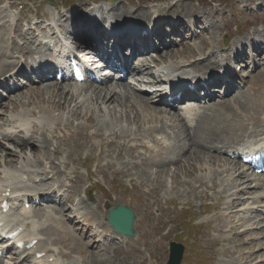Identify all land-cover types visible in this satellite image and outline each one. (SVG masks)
<instances>
[{
	"label": "bare ground",
	"instance_id": "obj_1",
	"mask_svg": "<svg viewBox=\"0 0 264 264\" xmlns=\"http://www.w3.org/2000/svg\"><path fill=\"white\" fill-rule=\"evenodd\" d=\"M127 1L130 5H132L137 10H138L139 5H142V9L140 11H135L133 13V15L140 17V18H143V19H146L147 17H149L150 14L155 15V13L159 9L170 11V12L172 11L173 14H171V15H177V14L186 15L190 21L187 26H182V25L180 26L179 23L181 24L184 22L177 21L173 24V26L171 28V34L181 35L183 32H189L190 33V34H188L189 35L188 37L183 38V41H181V43L184 42V44L186 42H187V44H189V42L195 38V34H196L195 29L199 26H202L203 30L204 29L206 30L207 26L209 24L213 23L217 29L218 26L212 20L218 19L220 17V14L223 11V10L218 9L219 6H215L216 8H211V9H218L220 11L219 17L214 18V19L209 18L210 19L209 23L201 24V20L203 17H198V15H196L194 11H190L184 7L179 8L176 6V8H173L175 6L176 2L171 3L170 7H168L171 0H161V1H165V4H166L165 6L164 5H156L157 1H160V0H127ZM2 2H4V0H0V41L3 39L4 42L2 45H0V78L2 77L1 75L6 76L8 72L13 70L17 66V61H16L15 66L14 65L11 66L12 62H14L13 61L14 58L12 56V53L14 52L13 46L15 44L16 36L25 34V31H23L20 28L15 29V28H11L8 26L7 22L10 21L11 19H10L9 15L3 10V6L1 5ZM12 4H15V2H13ZM201 4L205 5L206 7H210L209 2H206V3L201 2ZM261 5H262L261 3H257V6H261ZM100 6L104 9V8H108V7H111L114 5H113V3L108 4V1L104 0L103 2H100ZM171 6H172V8H171ZM245 6L247 7V5H245ZM122 9L123 10H122L121 14H127L126 8L124 6H122ZM91 10H93V13H91L92 17H90V19H91V21H94V19H93V18H95L94 9H91ZM49 11H51V10H49ZM110 11H112V9H110ZM48 17H49V20H47V21H50V20L54 21L55 19H57V20L63 19V15L54 14V13H49ZM67 17L70 20L71 24L74 25V27L72 29H69V32L71 33V35L74 36L75 38H77L79 41L81 39L83 40L84 32L81 29L83 26V20H82V17L80 15H78L77 9L74 8V9H72L71 12L68 11ZM117 18H121V16H118ZM40 19H41V21L44 20L43 17H41ZM152 19H154V18L152 17ZM257 22H259V21L252 22V24L255 25ZM31 24L34 25L35 27H37L38 29L41 28V25H39V24L38 25H36L34 23H31ZM248 25L249 24L242 26L241 30L238 32V34H239L238 38L236 39V41L233 42V46H235V48L231 49V53L229 52L230 55L226 56V51L230 49V46L218 44V47H222V50H225L223 52L222 59L224 61H226V63H227L226 67H225V71L232 78L231 81L225 83L224 87H225L226 91L228 92V95L233 96L236 94L237 98H238L239 94H243L245 91L240 90L239 92L234 93L235 92V90H234L235 77L232 75V71H231L230 67H233L232 66L233 62L236 61L238 58H244L242 61L245 62V65L248 64L249 56L247 54H245V52H244L245 45L242 41V38L246 37L249 33ZM90 26H91V30L93 31V35H91V37H93V36L97 37L99 34V31L102 30L101 26L97 25V23L90 25ZM214 30L215 29H213V30L210 29L208 31V35H211V33ZM161 31H162L161 28H158L155 30V34L157 36H160ZM33 32H36V30H33ZM254 33L259 34L260 31L254 27ZM42 34L47 35L45 33H42ZM226 34L230 35L233 33L228 29ZM260 34L262 36H264V29H263V32ZM192 35H194L193 38H191ZM252 35H253V32H251L250 36L248 37V44L251 46L252 50H254L256 52V55H259L260 59H262V56L264 54V44L261 43L260 39L256 40L255 42L250 41V38L252 37ZM128 39H131V36ZM144 39H145V41L143 42V46H146L148 44L146 41L149 40V36L148 35L145 36ZM65 40H67V39H65ZM30 42H31V40L26 39L24 41V47L28 48ZM256 42L259 43L258 44L259 49L256 48V46H257ZM211 44H212V42H211ZM132 46L134 48L136 47L135 44H133ZM156 47H157L156 45L153 46V48H156ZM176 47H178V46H176ZM247 47H248V45H247ZM147 48L149 49L150 47L148 46ZM175 49H178V48H169L164 53H160L158 55L157 60H154V58H151L147 62H141V64L138 65V67L133 68L131 70V74H132L134 80L137 82L136 86H134L130 83H125L124 82L125 79H119L121 81L113 82V83L109 82V79H103L102 85L104 87L102 88V86H100L99 90L89 91V90H84V88L77 90L74 87L73 88L74 91H73V90H69L70 83H66L64 86L52 85V86L48 87L49 88L48 94H50V95H48L49 103L46 106L33 104L32 108H30V109L27 108V110H26V108H22V111H20L21 109H19V107L17 106V102L10 103V104H13L12 107H10V105L5 106V103H3L6 109L3 111H0V118L7 116L8 115L7 113L8 112L10 113L12 111H15L16 115L13 114L12 120H10L8 122L7 125H9L8 126L9 128H6V124H4V126H2L0 124V130H2V132H1L2 139H0V146H1V149H0V192L4 191L7 187L12 188L13 190L20 189L25 193L35 192L37 196H42V194H44L46 191H55V190L61 191V189L63 187L61 179H59V183H57V184H53L52 186H49V187H44V186H40L37 184H30V181H31L30 178L34 175L36 176V175H39L43 172V167L39 164V160L41 162L42 161L45 162V161L49 160L51 162V169L54 171V173L56 174L57 177H59L62 174L67 175L68 174L67 162L62 161V164L64 166V171L60 173L57 170L59 163L53 162L52 157L53 156H62V152L64 151V155H66V159L68 162H69V159H76L77 160L76 156L73 155V157H72L71 151L75 147V150H73V152L76 153V150L78 148H80V144L78 143L79 139H76V136L78 134L81 135V138L84 135L88 138H95V139L100 138L103 142H105L107 145H109L113 148L114 139L117 136H119V134L123 133V131L130 132L135 137L139 134L138 132L140 130H142L139 128L142 125H143V128H147L148 126H152L150 128H161V126H162L161 129H158L159 130L158 133H155V131L153 130L151 132V136L142 138L143 139V146L150 149L149 144H152L155 146V145H158V143H160L162 145L163 143H166L168 141L169 137L163 133V127H165L167 125L168 121L174 122L175 120H179V121H182L183 124L186 126V127L184 125L182 126L184 129H186V130L192 129L194 124L197 123V119L202 114V113L198 112L193 105H189L191 107V109L186 108L182 111V113L180 112L178 115L175 114L176 115L175 116V115H173L174 113L171 114V112L168 110L162 111L160 108H157V105L159 104L158 99H154L152 97L146 98L144 96H141V94H144V95L149 94L147 88L144 87L145 85L150 84L153 81H158L159 79H162L164 76L167 77L173 73H176V74H178V77H180L181 74L191 76L193 74H200L201 73V72H196V71L200 70V69H197L198 67L195 68L196 66L195 67L191 66V63H193V61L188 62V60H186V61H184V63H181V62H177V61H174L173 59H169L168 57H166V54H165L166 52L168 53L169 51L175 50ZM182 49H184V48H182ZM200 49H201L200 53L203 54L202 53L203 49L202 48H200ZM163 56H165V57H163ZM210 57L208 56L207 58H204L201 60L198 59L199 57L198 58L195 57L194 63L199 64L201 66V68H205V69L210 68L211 65H219L223 69L224 65H221L219 60H218V64H211ZM211 58L213 59L214 57H211ZM127 61H128V59L124 60L123 62H127ZM154 61H155L156 65L153 66V68H152L151 65H152V62H154ZM261 64L264 65V62H261ZM9 66H11V67L8 68ZM257 66H258V64L254 62V65H253L254 70ZM141 67H142V69H141ZM261 72H262V70H261ZM220 74H225V72H221ZM201 75L204 78H213L212 76H209L207 74H201ZM242 80H243V78H242ZM243 82L247 88L254 84L253 83L252 85H250L252 82L251 77H249L248 81H243ZM214 83H216V84H214L215 86L220 85L221 87H223V84H221V82H214ZM39 89H41V88H39ZM248 89H250V88H248ZM33 94L34 93H32V91H28V92L25 91L24 92V96L26 95L25 97H27L28 100H32L34 98ZM213 94H215V93H213ZM125 96L129 97V98H127V100L132 99V101L131 102L129 100L126 101V99H125V101L123 103V99ZM90 97H92L93 102H94L93 108H86L85 110H80L79 113L76 109H74V107L72 109V107H71L72 104L77 106L82 101H84ZM36 98L38 99V95H36ZM55 98H57V100H55ZM58 98L60 100H64L65 104H67L66 113H68L70 117H78V115H79L80 118H83V125L84 126H83V129H81L80 131L73 132L68 136H64L62 138L56 137L55 144L52 146V151H50L48 149V146H47V137H45V133L47 130L50 129L51 124L54 123V130L61 129V128H68V126H69L68 124H66L68 122L64 121L60 116V113H61V110L59 109L60 105H57L54 103V100L58 101ZM230 99L231 98H227V99H224L223 101H227ZM210 101H212V100H210ZM210 101H209V103H212ZM197 102H198V105L200 107L205 106L202 101L198 100ZM37 103L39 104L38 101H37ZM60 104H63L62 101H60ZM19 111H20V113H19ZM193 115H194L193 125L189 126L186 121L189 122ZM229 116H231V115H229ZM60 118L62 120H60ZM91 118L95 121V126H94L95 131H93L92 133L88 132V126H86L92 122V121H90ZM123 118H124V120L131 119L132 124L128 123L127 125H124V126L121 125L118 121H120ZM222 118H223V116H222ZM228 119H231V118H228ZM204 120L208 121L209 119H204ZM227 121H229V120H227ZM182 122H180V123H182ZM221 122L222 121L220 120V123ZM229 122H227V123H229ZM100 123H105L106 125L108 124L109 127H112V125H114V127H116V128L113 127L114 129L112 131L113 133L111 134L110 139H107L104 137L103 130H102L101 126L96 127ZM158 124H159V127H158ZM130 125H133L134 128ZM197 125H198V123H197ZM226 125H228V124H226ZM226 125H225V127H226ZM208 126H209V122L205 123L198 130L196 136L194 138H192V144L190 145L188 150L184 153L185 156H187V157L189 156V154H191V157H188L187 161H186V157H185L184 161L187 163L189 160L193 161V163L190 166L188 165V168L190 169L189 172H192V173L194 172L195 174H193V175L191 174L193 177L187 176V175L184 176L183 181L186 183L187 182H194L197 184V182L200 183L202 180H206V186L205 187H198V185L194 186V184H193V189L197 193L196 195L199 196L200 200L203 201L206 199H214L215 201H214V204L212 206H210V205L208 206L206 202H202L201 208L203 210L216 208L218 203H220V202L223 205H226V208L224 209V211L218 213V215L216 216L217 217V225L215 227V230L217 232H222V229L225 228V232H227V233L220 239V241L222 243L226 244L225 240L227 238H229V236H232L230 232H231V229L233 228L232 229V230H234L233 235L234 236L235 235L241 236L242 238H241V240H239V243L234 246V247H237V249L233 247L234 249H236V253L230 261L232 263L233 262L234 263L241 262V264H251L254 257L258 256V254L264 253V231L261 232V234H260L261 237H255V236L248 237L247 236V234H250L256 228V225H259V226L261 225V221L256 220L254 212L257 210L258 211L264 210V193L257 192L255 189L260 187V185H262L263 181H261V183H255L254 182L251 185V187H249L250 183H248V181H250V178H252V176H250V175L248 176L247 174H245V170H246L245 167L243 165L238 166V161L236 159L230 160L229 158H224V157L220 156V149H219L220 143H216V142H215V144L213 143L214 146L212 148H210L211 146L210 147L206 146L207 149L210 148L209 153L207 152V150L206 151L204 150L205 146H200L199 148H197L195 146V144H196L198 138L200 137L201 132H203L204 127H205V130H207V132L205 134L206 143L208 142V140L212 136V134L220 131V129H214V130H212L211 134L208 135V133L211 131L208 128ZM27 127H28V131L26 132L25 129ZM218 127H220V126L218 125ZM240 127L244 128L245 125L242 123L240 125ZM33 129H36V130L42 129L43 131H40L38 133V139L31 143V139H35V137H36V135L33 136V132H32ZM107 130L110 132V129H107ZM240 130H242V129H240ZM81 131L84 132V135L81 134ZM243 131H245V130H243ZM243 131H241V132H243ZM247 131H245V132H247ZM50 132L52 133L53 130L50 129ZM180 133L183 134V138H180L178 136V142L181 144L180 146L182 149H186L185 147L189 144V142H188L189 140L185 136L184 131H181ZM113 134L115 137L114 139H113ZM156 135H159L160 138L157 139L155 137ZM261 135H264V132H262ZM228 136H230V135H228ZM223 137H225L224 134H223ZM135 138H138V137H135ZM3 139L6 141H8V140L14 141V143L16 144V147L15 148L8 147L6 145V143H4ZM252 139H254V138H250L247 141L252 140ZM263 139H264V137H261L256 141L259 142V141H262ZM80 141H83V140H80ZM35 142H36V144H35ZM114 144H117V143L115 142ZM118 145H121V144L119 143ZM129 145H130V147L136 148V150L138 149L137 151L139 153V151H140L139 145L136 142L129 141V143L126 144L125 150H126L127 146H129ZM34 147H36V149ZM43 148H46V150H47L46 154H44ZM38 151L42 155H40ZM214 151H216V155L218 154L220 159H218V157H216L214 155H208V154H212V152H214ZM65 152H66V154H65ZM118 153H120V152H118ZM118 153H116V154H118ZM138 153L135 155L137 158L139 157ZM178 153H180V152H178ZM176 154L177 153H175L173 155L164 154L163 156L158 157V160L161 158H170L171 159ZM97 156H98V154H97ZM108 158H110V157H108ZM150 158H155V157H150ZM113 159H114V157H113ZM146 159H148V158H146ZM219 161H221V163ZM128 164H130V163L128 162ZM111 165H110V163H108L106 166L110 167ZM153 166H156V165H153ZM118 171H120V170L118 169ZM74 172H76V171L74 170ZM165 173H166V171H165ZM184 173H185V171H184ZM186 173H188V172L186 171ZM120 174L115 173V175H120ZM25 176H27V180L24 181ZM256 178L258 181H260L262 179L258 176ZM130 180L133 181L135 187L141 186V187L147 188V185H146L147 182H145L144 184L141 183V184L136 185L134 182V180H135L134 178H130ZM168 181L169 180H166V183L169 184ZM76 182H77V180L71 184V187H76V184H75ZM224 183H225V186H224ZM150 186H153V185H150ZM166 187L169 188L170 185L169 186L166 185ZM249 188H254V190L249 191ZM207 189L213 191L215 197H211L207 193V191H206ZM147 192H148V196L153 198L156 201V205L159 208V213L154 215V217L161 219L163 217V212L168 211L167 207H164L159 202V197L156 194L157 190H155L154 192H150L147 188ZM243 193L247 194V196L242 197L241 194H243ZM154 194H156V195H154ZM47 197L50 198L51 196L48 195ZM247 198L251 199V201H249V204L246 206V209L244 207H242L240 210L236 211V213H233V215L235 216L234 220H240V223H236V222L232 223V221H231L228 224L224 223L225 226L221 227L223 215H226V216L229 215V212H227L228 209L232 206L238 205L241 202V200L245 201ZM82 201L83 200H80L74 206L70 205L69 207H67V208H70L72 211H73V209H74V211L77 210V212L75 214L70 215V217H68V218H64V220H66L68 223H71V224L75 223L77 220L78 221L83 220L84 222L87 221V219L89 218L88 213L78 211L77 205L79 203H81ZM38 205H40V204H38ZM244 210H247V211H245L243 213ZM241 213H243V214H241ZM249 213H250V215H249ZM241 215H246V216L241 217ZM228 219H230V218H228ZM248 221H252L253 223H251L249 226L247 225L248 226L247 227V226H245V224ZM61 225H62V223H61ZM160 225H162V224H160ZM238 225L240 227V229H239L240 232L237 231ZM96 232H99V234L101 236L104 235V234H101V231L98 229L96 230ZM93 233H94L93 231L91 233H89V236L92 237ZM146 236L148 237L149 240H154L156 236L159 239H161V237H162L158 234L156 236H153V235H150L149 233H147ZM226 236H228V237L224 238ZM229 239L231 241H233V240L236 241L233 237L232 238L230 237ZM99 240H100V238L93 240L88 245L86 252H92V250H90L89 247L92 249L96 248L98 251V249L100 247ZM230 246H231V244H230ZM228 248H230V247L228 246ZM40 250L46 251V246ZM221 254L224 256V253L222 251H221ZM26 260L27 259L24 258V261H26ZM227 260H228V258H227Z\"/></svg>",
	"mask_w": 264,
	"mask_h": 264
},
{
	"label": "rangeland",
	"instance_id": "obj_2",
	"mask_svg": "<svg viewBox=\"0 0 264 264\" xmlns=\"http://www.w3.org/2000/svg\"><path fill=\"white\" fill-rule=\"evenodd\" d=\"M33 1H35L36 5H39L42 2V0H33ZM67 1L73 2L71 4H72V6H75V5H82L83 1H85V0H67ZM89 1H91V0H89ZM221 1L227 2L230 0H221ZM110 2H112V1H110ZM121 2H122V0H116V3H118V4ZM173 2H176L175 6L173 8H176V6L179 8L184 7L190 11H194L195 14L198 15V17H203V18L205 17L204 19L202 18L201 24L209 23L210 22L209 18L214 19V18L219 17V13H220L219 10H223V6H219L218 7L219 10H218V9H211V8H216V7H212V6L206 7L205 5L201 4V2H203V3L209 2L210 3V0H197V2H194V0H171L168 7H170V4ZM231 2L235 3V0H231ZM257 3H261L262 5L257 6ZM124 5L126 6L127 4H124ZM156 5H164L165 6L166 4H165V1H162V3H158V1H157ZM236 5L239 7H241L242 5H247V8L249 7V9L243 8L242 10L241 9L237 10L234 12V15H232L229 13V11L232 13L233 8L231 6H226L225 15H224L225 20L219 21L217 23V21L219 19L218 18V19L212 20V21H214L216 25H219L221 29H225L226 22H231V30L232 31H234L236 29L235 26H238L237 24L241 20L244 19V17H243L244 15L246 17L250 18L251 22H255V21H259V20L264 21V0H238ZM47 7H48L47 4L43 2L42 7H41V11L46 12V10H44V9H47ZM69 7L70 6H67L66 9H68ZM113 7L111 6L110 9L114 10ZM27 8L29 9L28 12L30 14L33 13L36 9H38L36 6L35 7L31 6L30 3H28ZM171 8H172V6H171ZM141 9H142V5H139L137 11H140ZM255 12L258 14H255ZM179 25L180 26L181 25L187 26V24H184V23H181V24L179 23ZM258 28L261 29L262 26L259 25ZM210 29L211 30L216 29V27L214 26L213 23L209 24L207 26L206 30L205 29L204 30L208 34V31ZM196 34H197V38L204 36V32L201 29V26L198 27ZM261 36L262 35L260 33L258 34V33L253 32V35L250 38V41L255 42ZM193 37H194V35L191 36V38H193ZM221 38H222V34L216 35L217 40H221ZM244 41L246 42V39H244ZM3 42H4V40L2 39L0 41V45H2ZM231 43H232V40H231ZM256 43H257L256 48L259 49V46H258L259 43L258 42H256ZM183 44H184V42L181 43L183 48H186L187 42L184 45ZM189 45L193 46L195 49H198L197 40L192 41ZM210 45H211V41L209 38H207V39L201 38L200 39V48L203 49V51H202L203 54H201L200 51L199 52L195 51L192 48L187 49V51H185L182 48H178L175 50H171L168 53L166 52L165 54H166V57H168L169 59H173L174 61H177V62L184 63V61H186V60H188V62L193 61V63H191V66H193V67L196 66L195 68L198 67L197 69H202L199 64L194 63L195 57L196 58L199 57L198 59H200V60L207 58L208 56L210 57L211 55H209V52H207V49H208V47H210ZM233 48H235V46H233ZM219 49H222V47H219ZM222 51L224 52L225 50H222ZM249 51H250V49L248 48V52ZM211 54H213V52ZM228 55H230V54L227 50L226 56H228ZM163 57H165V56H163ZM253 57H256V55H254ZM258 57L259 56H257V58H255V61L260 60L259 59L260 57L259 58ZM262 59H261V61L264 62V54L262 56ZM210 60H211V64H218L217 59H215V58L212 59L210 57ZM10 67L11 66H9L8 68H10ZM261 70H262V72H261ZM254 72H255L254 74L249 75L250 70L248 69V67H242L241 71H240V73L243 74L245 76V78L251 77L252 82L250 85H252L254 83L252 86L248 87L250 89H248L247 92H249L252 95V98L257 100V101H253L252 105L249 104V105H247V107L251 106L250 109L255 114L263 113V114L258 115V117L261 121L260 117L264 116V105H263L264 104V65L258 64V66L256 67V70ZM48 87H50V86H48ZM251 89H253L255 93H253V90H251ZM48 91H49V89H48ZM26 92H28V91H26ZM32 93H34L33 94L34 98L32 100L27 99V102H22L21 100H18L17 106L19 107V106L24 105V104H30V105H32L29 107V109H30L33 107V104L43 105V106L48 105V103H49L48 96L44 97V96H42V94L37 93L35 91H32ZM36 95H38V99L36 98ZM147 97H151V96H147ZM127 98H129V97L128 96L124 97L123 103H124L125 99H126V101L129 100V99L127 100ZM232 98H233L234 102L237 104L236 106L233 105L231 99L227 100V101H213V100L212 101H210V100L202 101L203 104L205 105V106H202V108H204V109H212L213 107L217 106V107L223 108L224 111H227L228 113L227 112L223 113L222 111H215V113L213 115H215L217 117L216 118L214 116H204L203 114L208 113V112H204L197 119L198 125H197V123H195L193 128L190 130H186L182 127L184 125L182 121L175 120V121H178L180 124V127H178V129H179L178 133H180L181 131H184L185 136L189 140L188 141L189 144L185 147L186 149H182L180 146L181 144L178 142L179 143L178 148L181 149L182 152H180V153L176 152L177 154L171 159L170 158H161L159 160H158V158L145 159V160L141 161V167L140 168L133 169V173H131V172L127 173L129 178H134L135 179L134 182L136 185L141 184V183L144 184L145 182H147L146 185H147L148 190L150 192H154L155 190H157L156 194L158 195V197L160 196L161 192L167 193V194H163L161 196L162 199H165V197L168 196L169 194L174 195L173 193H176L179 195V197L184 198L185 201L179 200L176 196H171L169 199L171 200L172 198L175 197L179 203L183 204L185 202H189L190 205L193 206L194 205L193 202L190 199H188L190 194H195V195L197 194L195 192V190L193 189V184H194V186L198 185V187H205L206 186V180H202L201 181L202 183L200 182L201 184L199 182H197V184H196L194 182H187L186 183L183 181L184 176L187 175V176L193 177L192 175L195 174L194 172L193 173L189 172L190 169L188 168V165L190 166L193 163V161L189 160L188 163L184 161V158L186 157V161H187V158L191 157V154H189V156L187 157V156H185L184 153L188 150V148L192 144V138H194L196 136L198 130L205 123H208V122H209L208 128L211 130L208 133V135L211 134L212 130L220 129L219 132L212 134V136L209 138L208 142L206 143L205 134H206L207 130H205V127H204L203 132H201V135L195 144V146L197 148H199L200 146H205L204 150L205 151L207 150V152L209 153V149L214 146L215 142L220 143V144H223V143L228 144V141L241 138L239 136V134H235L236 132H240L243 130L247 131L248 129H250V128H248L249 126H247V124L243 122V121H245L244 115L247 117V119L250 123H252V124H258L259 123L258 117L254 116L253 113H251V114L254 117L249 116V114L246 112H245V114L244 113L242 114V112H240V111H244L243 108H245V105H243V104L238 105L239 101H238V98L236 95H233ZM260 98L261 99L263 98L262 99L263 104H262V101ZM55 100H57V98H55ZM55 100H54V103L57 105H60V101H62V103L65 104L64 100H60L59 98H58V101H55ZM37 101L39 102V104L37 103ZM129 101L131 102L132 99H130ZM209 101L212 103H209ZM8 105H10V107H12L13 104H10V103L5 104V106H8ZM77 106H75L74 104L71 105L72 109L74 107V109H76L79 113L81 109H78ZM26 110H27V108H26ZM161 110L166 111L164 109H161ZM20 111H22V108ZM20 111H19V113H20ZM220 114H221V116L218 118V116ZM173 115H175V114H173ZM229 115H231V116H229ZM222 116H223V118H222ZM71 118L72 119H78L80 117L78 115V117H71ZM228 118H231V119H228ZM204 119H209V120L207 121ZM60 120H62V119L60 118ZM220 120L222 121L221 123H220ZM227 120H229L230 122ZM90 121H92V122L86 126H91V125L95 126V121L92 118ZM120 121H122V122H120ZM120 121H118L120 124H122L124 121H126L125 125H127L128 123L132 124L131 119L124 120V118H123ZM180 122H182V123H180ZM227 122H229V123H227ZM242 123L245 125L244 128L240 127V125ZM66 124L69 125V123H66ZM175 124H176V122H175ZM217 124L220 127H218ZM226 124H228V125H226ZM225 125L227 128L225 127ZM83 126L84 125H82L80 128H78L74 132L80 131L81 129H83ZM99 126H104L106 129H112L114 127V125H112V127H109V125L108 124L106 125L105 123H100L96 127H99ZM150 127H152V126H148L147 128H143V125L140 126L139 128L142 130H140L138 132L139 134L135 137H138V138L139 137L140 138L149 137V136H151V132L153 130L155 131V133H158L159 132L158 129L162 128V126H161V128H150ZM158 127H159V124H158ZM114 128H116V127H114ZM259 128L264 129V124L262 121H261V126ZM240 129H242V130H240ZM164 130L167 132V131H171L172 128L170 126H166L164 128ZM40 131H43V130L42 129H39V130L33 129L32 130L33 136L36 135V137H35V139H31V143L38 139V133ZM245 131H243V132H245ZM128 133L131 134L130 132L123 131V133L119 134V136L125 138V137H128ZM81 134L84 135V132L81 131ZM223 134L225 135V137H223ZM228 135H230V136H228ZM80 138H81V135L78 134L76 136V139H79L78 143L80 144V148H78L76 150V153H74L73 152V150H75V147H74V149L71 151L72 157H73V155L77 157V155L79 154L80 151L88 148L90 145L94 146V147H98L99 153H98V156L97 155L95 156V158H97V159H101L104 157H106V158L110 157L111 158L112 156L114 158H121L122 157V151L121 150H119L120 153L114 154L112 147L107 145L100 138H97V140H96L95 138H88L85 135L81 139ZM114 138L115 137L113 134V139ZM80 140H83V141H80ZM114 143L115 142H113V144ZM35 144H36V142H35ZM206 146H208V147L211 146V147L207 149ZM34 148L36 149V147H34ZM126 150L129 151L130 157L133 159L132 163L134 165H138L137 157L135 156L138 153V151H137L138 149L136 150V148L130 147V145H129V146H127ZM43 152H44V154L47 153L46 148H43ZM39 154H40V152H39ZM65 154H66V152H65ZM40 155H42V154H40ZM159 155H163V154H158L155 156H159ZM208 155H214V156L218 157V159H220L219 155L218 154L216 155V153L212 152V154H208ZM138 156H140L139 153H138ZM75 160L76 159H69V162L75 163L76 162ZM128 162H124L125 166L127 165L128 167L134 168V165L130 162H129L130 164H128ZM219 162L221 163V161H219ZM39 164L41 165L40 160H39ZM81 165H83V164H81ZM110 165H111V163H110ZM153 165H156V166H153ZM118 169L119 168H116L114 166V160H113V167L111 165L110 167L106 166V167H100L98 169V172L101 173L103 176H106L107 171H109V173H108L107 178H105V180H104L105 182L102 180V177L100 174L94 175L93 182H95V184H96L95 187L97 190L93 191L92 201L90 202V204L87 205V210H88L90 216L96 218V220H100V219H104L103 218L104 216H107V213L104 211L103 207L100 206V204L103 203L104 199H107V204L109 202L106 209H108L110 207V200H116L118 202H125V203L129 204L138 216L136 224H135V227H136L135 237L124 240L119 245H114V246L109 245L108 247H99L98 251H97V249L94 250V249L89 247V249L92 250V252H86L88 245L86 246L85 243L78 244L80 242V236L79 235H81V234H78L76 238H69L68 239V237H65V236H64L65 238H62L60 235H57V236L53 235L52 231L55 230V228H53V229L48 231L49 232L48 236L50 238L57 237L58 241H63L65 243H68L72 248L71 252H70L71 256L70 257L64 256L65 258L62 259L64 264H165L167 261V258H168V242L170 241L169 239L172 238L173 234H175V232H173L172 235H169L166 239H163V240L161 239V240H157V241H155V239L149 240L148 237L146 236L147 233H149L150 235H153V236L158 234V235L164 237L163 234H165V233H163V229L165 227L169 226V230H170V228H171L170 225H172V224H176L177 226H179L177 224L178 223L177 216L180 215V213H185L186 215H188V217L191 220H193V217H191V216H193L194 214H192L191 212L189 213V211L187 212L185 210L184 211H180V210L178 211L177 207L174 209V211L169 210L168 213H167V211L163 212V217L161 219H158V218H155L154 216H152V214L150 212V206L153 204V202H152L151 198L144 191H142V188H146V187H141V186L135 187L134 183H133L134 188L128 187L127 175L124 174L125 169L124 168L119 169L121 172L118 171ZM165 171H166V173H165ZM184 171H185V173H184ZM186 171L188 173H186ZM115 173L116 174L121 173L122 175L118 179L112 180L113 174L115 175ZM137 177H139L140 179L137 180ZM166 180H169L168 181L169 184L166 183ZM79 182H80V179L77 180V182L75 183L76 187L79 185ZM123 182L125 183L124 185H123ZM150 185H153V186H150ZM166 185H168V186L170 185V187L167 188ZM100 189H101V191H100ZM252 189H254V188H252ZM156 194H154V195H156ZM196 196L199 198L198 195H196ZM125 199H127L128 202L125 201ZM199 210L203 211V209L201 207L199 208ZM219 210H222V206H220ZM219 210L217 209V210H213V211L209 212L208 217L201 216L200 218L194 220L196 225H193L192 229L196 230L195 228H197V226H198L197 224L199 222L212 217ZM245 211H247V210H244L243 213ZM152 212L155 214L158 212V208L154 204L152 205ZM227 212H229V215H227V216L223 215L221 227L225 226L224 223L228 224L231 221H232V223L233 222L238 223V220H234L235 216L233 215V213L229 210ZM243 213H241V214H243ZM166 214L168 215V217H170L172 219V222H170L169 224H167L168 221L166 219ZM249 215H250V213H249ZM244 216H246V215H241V217H244ZM228 218H230V219H228ZM216 219H217V217H216ZM213 222H215V220H213ZM160 224H162V225H160ZM246 225H248V223H246ZM179 227L181 229V226H179ZM107 229L109 231H111L110 228H107ZM204 229H206V225H200L198 227L199 231L204 230ZM232 229L230 232L232 236H229V238L233 237L236 241H234V240H233L234 242L231 241L229 238H227L228 236H226L224 238H227L225 240V242L229 241V244H231V246L234 247L235 245H237L239 243V240H241L242 237L237 236V235L234 236L233 235L234 230H232ZM258 232L259 231H255V234H258ZM253 235H254V233H253ZM189 238L192 239V242L197 243V248L192 249L189 245V249L188 250L185 249L184 257H183L181 264H219L218 258L221 257L220 255H218L215 260L212 259L213 251L220 252V249H221V245H213L212 246L213 248L211 247L210 240H212L214 237H211L210 235L205 236L206 239L210 238L209 242H205V240L202 239L201 232H199V234H195V237L188 235L187 240ZM83 240H86V239L83 238ZM57 244L59 245V243H57ZM206 244H207V246H206ZM234 248L237 249V247H234ZM236 249H234L232 252H230V248H228V246L225 245L224 248L222 249V252L224 253V257H227L228 261H230L232 259V257L235 255ZM78 252H83L82 258H80ZM192 252H196L197 257H194L192 255ZM257 257H259V254H258V256H256V258ZM260 257H261V254H260ZM259 258H257L256 260H253V262H257Z\"/></svg>",
	"mask_w": 264,
	"mask_h": 264
},
{
	"label": "water",
	"instance_id": "obj_3",
	"mask_svg": "<svg viewBox=\"0 0 264 264\" xmlns=\"http://www.w3.org/2000/svg\"><path fill=\"white\" fill-rule=\"evenodd\" d=\"M116 210H118V207L116 208ZM126 212L125 213V219L121 222V225L120 227H118L123 233L125 234H131L132 233V222L134 220V213L129 209V208H126ZM123 217V216H122ZM175 250V249H174ZM177 251L176 253L179 252V254H176L175 255V252L174 254L172 255V257H174L176 259V262L178 263L179 262V259H180V254H181V249L179 250H175Z\"/></svg>",
	"mask_w": 264,
	"mask_h": 264
}]
</instances>
